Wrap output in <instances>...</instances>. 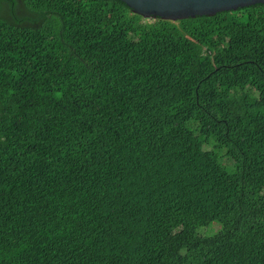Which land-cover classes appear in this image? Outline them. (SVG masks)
Masks as SVG:
<instances>
[{
  "label": "trees",
  "instance_id": "obj_1",
  "mask_svg": "<svg viewBox=\"0 0 264 264\" xmlns=\"http://www.w3.org/2000/svg\"><path fill=\"white\" fill-rule=\"evenodd\" d=\"M0 8V264H264V4Z\"/></svg>",
  "mask_w": 264,
  "mask_h": 264
},
{
  "label": "water",
  "instance_id": "obj_2",
  "mask_svg": "<svg viewBox=\"0 0 264 264\" xmlns=\"http://www.w3.org/2000/svg\"><path fill=\"white\" fill-rule=\"evenodd\" d=\"M143 18L177 21L198 15L211 16L222 11L237 10L264 0H120Z\"/></svg>",
  "mask_w": 264,
  "mask_h": 264
},
{
  "label": "rangeland",
  "instance_id": "obj_3",
  "mask_svg": "<svg viewBox=\"0 0 264 264\" xmlns=\"http://www.w3.org/2000/svg\"><path fill=\"white\" fill-rule=\"evenodd\" d=\"M19 7H20V8L18 9V14H19V15H23V14H25V12H23V10H22V7H21L20 5H19ZM21 10H22V11H21ZM5 16H6V12H5V10H4L3 8H0V18H3V17H5ZM223 160H224L225 163H229V161H228L227 159L224 158ZM216 224H218V223H216ZM204 228H206V229H204ZM204 228H202V229H204V230H201V229H200L201 232H207V231H208V229H207L208 227H204ZM211 228H212V227H209V234L211 233V232H210Z\"/></svg>",
  "mask_w": 264,
  "mask_h": 264
}]
</instances>
